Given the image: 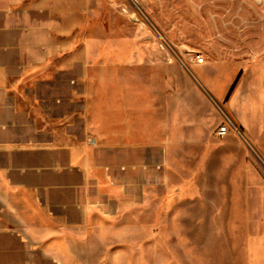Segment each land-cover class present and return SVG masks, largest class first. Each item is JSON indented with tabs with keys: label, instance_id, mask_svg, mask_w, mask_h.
Returning <instances> with one entry per match:
<instances>
[{
	"label": "crops",
	"instance_id": "obj_1",
	"mask_svg": "<svg viewBox=\"0 0 264 264\" xmlns=\"http://www.w3.org/2000/svg\"><path fill=\"white\" fill-rule=\"evenodd\" d=\"M56 3L0 0V238H13L15 228L52 227L54 205L79 212L76 198L90 193L100 176L118 179L108 188L126 195L127 171L147 174L159 149L171 157L173 149L223 148L212 135L224 113L264 159V13L256 11L255 0H214L216 46L222 50L219 38L228 40L231 66L248 70L235 78L221 59L212 80L206 63L190 70L179 61L144 58L142 52H162L153 45H136L133 59L109 54L127 47L98 45L102 58L95 59L93 47L80 51L77 44V10L70 13V27H63ZM63 34L71 37L69 44L54 41ZM123 149H137L145 158L112 157ZM145 190L139 193L142 205L147 191L154 194ZM239 192L252 205L254 196H264L254 187ZM30 232L22 231L28 243L43 242Z\"/></svg>",
	"mask_w": 264,
	"mask_h": 264
},
{
	"label": "rangeland",
	"instance_id": "obj_2",
	"mask_svg": "<svg viewBox=\"0 0 264 264\" xmlns=\"http://www.w3.org/2000/svg\"><path fill=\"white\" fill-rule=\"evenodd\" d=\"M56 1L63 27H70V13L77 10V44L80 51L87 44L93 47L95 59L102 58L98 45L127 47L109 54L128 59L134 58L136 45H153L162 52H142L144 58L179 61L190 70L206 63L210 80L218 74L215 65L221 59L228 74H247V68L231 66L228 40L219 38L222 50L216 46L214 0ZM255 1L256 11L264 13V0ZM70 40L64 34L54 37L63 44ZM69 55L62 52L63 58ZM212 139L223 148L173 149L171 157L159 149L158 162L152 169L148 164L147 174L136 168L127 171L126 195L108 188L118 179L105 182L100 176L90 193L76 198L79 212L54 205L49 213L55 218L52 227L15 228L10 230L13 238H0V257H12L0 259V264H264V196H254L252 205L251 197L239 192L264 189V159L233 133L218 138L214 132ZM97 156L100 162L106 160L101 151ZM112 157L134 162L145 158L137 149H123ZM141 188L154 189L152 198L147 191L143 205ZM22 231L41 236L43 242L28 243Z\"/></svg>",
	"mask_w": 264,
	"mask_h": 264
},
{
	"label": "built area",
	"instance_id": "obj_3",
	"mask_svg": "<svg viewBox=\"0 0 264 264\" xmlns=\"http://www.w3.org/2000/svg\"><path fill=\"white\" fill-rule=\"evenodd\" d=\"M134 2L138 4V0H134ZM231 132L240 139L246 142L248 141L243 131L238 127V125H236L235 122L224 113V122L219 125L216 134L220 137H225Z\"/></svg>",
	"mask_w": 264,
	"mask_h": 264
},
{
	"label": "bare ground",
	"instance_id": "obj_4",
	"mask_svg": "<svg viewBox=\"0 0 264 264\" xmlns=\"http://www.w3.org/2000/svg\"><path fill=\"white\" fill-rule=\"evenodd\" d=\"M200 58V57H199ZM200 62V60H198ZM202 62H204V59L201 60Z\"/></svg>",
	"mask_w": 264,
	"mask_h": 264
}]
</instances>
